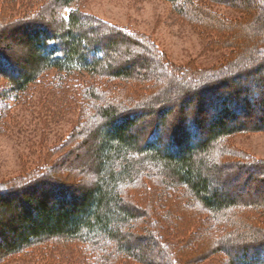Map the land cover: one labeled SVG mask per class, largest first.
Wrapping results in <instances>:
<instances>
[{
    "label": "rangeland",
    "instance_id": "rangeland-1",
    "mask_svg": "<svg viewBox=\"0 0 264 264\" xmlns=\"http://www.w3.org/2000/svg\"><path fill=\"white\" fill-rule=\"evenodd\" d=\"M199 1L204 8L196 11L186 6L178 12L167 0H75L71 9L106 23L99 30L103 36H114L110 30L121 28L152 44L164 71H150L154 53H146L141 45L120 42L109 58L135 62L138 68L132 69L130 83L109 82L104 87L107 80L96 85L98 81L84 73L57 75L49 71L23 92L14 93L0 77V186L16 190L27 182L24 186L28 187L43 175L41 180L54 178L73 186L94 181L92 145L96 143L93 134L100 122L96 112L100 103L90 99L91 90L110 97L117 87L116 96L126 100L125 106L141 104L172 86L173 81L166 77L168 70L177 73L176 80L181 76L189 80L183 73L205 75L206 81L213 80L211 84H215L228 78L230 71L260 62L263 54L258 48L264 46L262 5L257 0ZM67 11L54 0H0V49L21 55L25 25L38 22L57 28ZM138 71L147 75L145 80ZM172 91L171 98L158 100L153 108L175 103L177 97L171 95ZM191 110L194 114L196 109ZM211 113L209 109L204 115L210 117ZM149 120L150 117L146 120L148 130L153 127ZM171 121L172 116L167 119ZM210 154L208 163L216 164L217 171L210 169L207 174L215 175L216 186L222 191L230 189L229 196L240 203L254 204L245 210H234L230 222L223 217L224 232L237 226L250 227L251 220L264 227V170H257L252 179L247 175L256 172L253 166L257 162L264 163V130L225 137ZM121 193L126 202L143 213L130 232L143 235L142 240L132 241L139 244L152 264H167L168 256H175L177 250L180 264H228L225 255L215 252L216 244L211 241L217 234L215 222L185 188L162 183L154 176L123 186ZM120 230L127 231L122 226ZM91 251L75 240L52 239L21 253L1 256L0 264H98L100 256L97 258ZM106 259L107 264H145L124 256Z\"/></svg>",
    "mask_w": 264,
    "mask_h": 264
},
{
    "label": "trees",
    "instance_id": "trees-1",
    "mask_svg": "<svg viewBox=\"0 0 264 264\" xmlns=\"http://www.w3.org/2000/svg\"><path fill=\"white\" fill-rule=\"evenodd\" d=\"M54 1L68 9L57 28L38 22L27 24L24 27L27 32L21 36L24 49L21 55L7 54L0 49V77L5 79L11 92H23L49 71L57 75L84 73L98 81L96 85H103L107 80L104 87L109 82L130 83L132 69L138 68L135 62H115L109 58L120 42L141 45L146 53H154L150 71H164L161 57L152 44L140 41L121 28L110 30L114 36H103L99 30L106 23L71 9L75 0ZM167 1L178 12L186 6L196 11L203 7L198 0ZM257 1L264 8V0ZM258 51L263 54L260 62L252 67L245 65L248 68L241 67L238 72L230 71L228 78L215 84H211L213 80L206 81L205 75L183 73L189 80L184 81L182 76L176 80L177 73L168 70L166 77L173 81L172 86L141 104L125 106L126 100L116 96L117 87L110 97L91 90L90 99L100 103L96 105L100 122L93 134L96 143L92 145L94 181L73 186L54 178L41 180L43 175L28 187L24 186L27 182L16 190L0 186V261L1 256L21 253L47 240L61 239L75 240L90 248L94 256H100L98 264H107L106 258L111 260L114 256L152 264L139 244L132 241L142 240L143 235L130 232L143 213L124 200L121 189L142 178L156 176L162 183L185 188L210 215L217 232L211 237L216 244L215 252L225 255L228 264H264L262 223L251 220L247 229L237 226L229 232H224L222 223L223 217L230 222L234 210H245L254 204L236 201L229 196L230 189L222 191L216 186L213 173L207 174L210 169L217 171L216 164L208 163L215 144L241 131L264 130V46ZM141 76L143 80L147 77L143 73ZM171 89L176 102L153 108L160 100L171 98ZM191 109H196L194 114ZM209 109L212 110L210 117L204 115ZM171 116L172 121L168 123ZM149 117V122H153L150 130L146 122ZM254 167L256 172L247 174L250 179L256 176L257 170H264V163L257 162ZM120 226L127 231L123 233ZM174 254L176 257L168 256L167 264L182 262L178 250Z\"/></svg>",
    "mask_w": 264,
    "mask_h": 264
}]
</instances>
